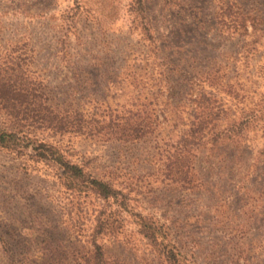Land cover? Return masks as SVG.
Returning <instances> with one entry per match:
<instances>
[{"label":"rangeland","instance_id":"obj_1","mask_svg":"<svg viewBox=\"0 0 264 264\" xmlns=\"http://www.w3.org/2000/svg\"><path fill=\"white\" fill-rule=\"evenodd\" d=\"M18 76L83 115L38 137L122 195L0 151V264H88L94 239L110 264H264V0H0Z\"/></svg>","mask_w":264,"mask_h":264},{"label":"trees","instance_id":"obj_2","mask_svg":"<svg viewBox=\"0 0 264 264\" xmlns=\"http://www.w3.org/2000/svg\"><path fill=\"white\" fill-rule=\"evenodd\" d=\"M45 94L39 89L29 87L19 76L15 79L0 78V112H3L6 119V122L0 123V151L18 158L33 159L36 163L55 168L60 184L70 192L80 195L93 193L103 200L118 199L122 194L110 182L86 173L82 166L67 159L58 144L38 137L39 131L42 133L48 131L60 136L83 131L82 114L75 110L52 108L50 101L53 98ZM130 120L131 118H128L124 124L129 128H122L127 131L124 140L138 142L146 134L143 131L144 127L142 124H136L137 120L134 122ZM100 231L101 229L97 227L94 237L100 234ZM11 245L7 236L0 234V248L12 257ZM92 246V253L86 262L110 264L103 246L95 239ZM50 259L51 262L48 264H54L55 260L57 264H70L72 261L71 254L66 253L64 260H57L53 255Z\"/></svg>","mask_w":264,"mask_h":264}]
</instances>
